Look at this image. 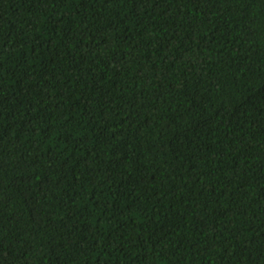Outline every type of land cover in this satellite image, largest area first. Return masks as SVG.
I'll return each mask as SVG.
<instances>
[{"label":"trees","instance_id":"16d2710c","mask_svg":"<svg viewBox=\"0 0 264 264\" xmlns=\"http://www.w3.org/2000/svg\"><path fill=\"white\" fill-rule=\"evenodd\" d=\"M0 264H264V0H0Z\"/></svg>","mask_w":264,"mask_h":264}]
</instances>
